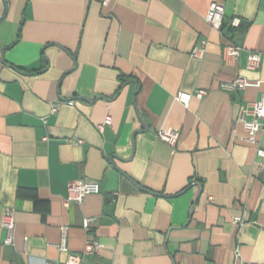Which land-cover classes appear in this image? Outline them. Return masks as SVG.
<instances>
[{"label": "crops", "instance_id": "0c3cea01", "mask_svg": "<svg viewBox=\"0 0 264 264\" xmlns=\"http://www.w3.org/2000/svg\"><path fill=\"white\" fill-rule=\"evenodd\" d=\"M231 44L237 59L222 55ZM237 76L260 86L220 89ZM196 89L187 107L174 98ZM262 93L264 0H0V222H15L11 245L0 227V264H65L87 238L100 248L82 264L264 263V160L239 120ZM73 181L99 193L65 205Z\"/></svg>", "mask_w": 264, "mask_h": 264}, {"label": "built area", "instance_id": "2783aa9c", "mask_svg": "<svg viewBox=\"0 0 264 264\" xmlns=\"http://www.w3.org/2000/svg\"><path fill=\"white\" fill-rule=\"evenodd\" d=\"M109 2L111 0H103ZM224 17V8L218 3H211L208 7V10L204 16L205 22L214 30L220 31L222 28V21ZM240 24V19L234 17L230 21V26L232 28L238 27ZM206 41L200 40L195 47H193L190 56L195 59H201L205 53ZM242 48L238 45H227L223 48L222 55L225 58L237 59L241 52ZM261 61V54L256 52H247L246 55V69L255 71L259 68ZM260 81L250 80L242 76H237L230 83H224L220 85V89L226 92H241L248 87H259ZM207 94V91L204 89H196L192 93L178 92L175 95V100L181 103L183 106L187 107L189 101L192 97L197 99H202ZM66 103H72L68 101ZM57 107L53 106L51 108V113H55ZM239 120L242 123L243 130L245 132V137L243 140L256 147V157L264 160V147L260 144L259 135L264 131V93L260 95L258 100L254 102L246 103L240 110ZM112 119L110 115H106L103 122L96 125V128L99 132H102L105 126L111 125ZM177 131H161L157 132V137L160 141L174 146L178 140ZM46 141L47 138L45 137ZM76 144H81V141L78 140ZM262 165L260 164V168ZM99 185L94 182H84V181H73L67 185L66 197L64 200L65 205L70 202H75L81 204L85 197L88 195L98 194ZM116 194V193H115ZM212 201V197L209 199ZM94 221V218H84L82 221V228L84 231H89L91 223ZM242 220L240 217H234L233 223L236 225L241 224ZM14 216L13 211L7 210L2 215L0 222V227L5 231V238L3 240V245H11L13 243V232H14ZM62 237L60 243L57 245L60 251L65 252V240L67 227L61 228ZM100 248L99 242L95 239H86L84 243L83 250L81 255L69 254L65 264H82V259L86 255H91L96 253ZM235 258L241 260L240 253L238 249L235 252ZM43 264H57L54 262L47 261ZM241 264H264L256 262H244L241 261Z\"/></svg>", "mask_w": 264, "mask_h": 264}]
</instances>
